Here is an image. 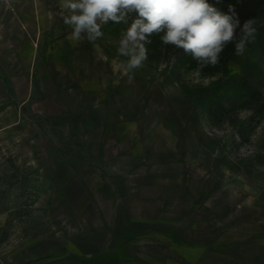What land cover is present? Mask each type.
Masks as SVG:
<instances>
[{
  "label": "rangeland",
  "instance_id": "1",
  "mask_svg": "<svg viewBox=\"0 0 264 264\" xmlns=\"http://www.w3.org/2000/svg\"><path fill=\"white\" fill-rule=\"evenodd\" d=\"M216 65L64 0H0V264H264V0Z\"/></svg>",
  "mask_w": 264,
  "mask_h": 264
},
{
  "label": "clouds",
  "instance_id": "2",
  "mask_svg": "<svg viewBox=\"0 0 264 264\" xmlns=\"http://www.w3.org/2000/svg\"><path fill=\"white\" fill-rule=\"evenodd\" d=\"M221 0H64L69 11L64 23L72 27V39L82 32L89 40L103 33L109 21L120 23L135 14L130 26L122 33L118 52L129 57L128 68L139 67L146 59L147 43L156 33L165 45H173L190 54L201 65H216L228 43L234 41L235 51L243 54L257 28L255 18L241 24L235 6L222 11Z\"/></svg>",
  "mask_w": 264,
  "mask_h": 264
}]
</instances>
